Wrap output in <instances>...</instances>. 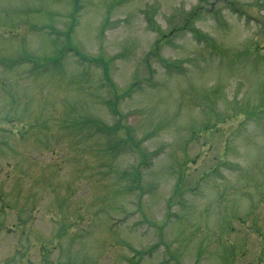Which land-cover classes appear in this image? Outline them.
<instances>
[{
  "label": "rangeland",
  "instance_id": "374dc122",
  "mask_svg": "<svg viewBox=\"0 0 264 264\" xmlns=\"http://www.w3.org/2000/svg\"><path fill=\"white\" fill-rule=\"evenodd\" d=\"M239 1L249 2H239L244 18L224 0H77V13L75 0H0V73L7 69L0 75V188L8 190L0 235L11 246L8 253L0 243V264H36L42 247L49 261L62 253L63 264H176L172 257L264 264V50L249 39L264 46V0ZM213 2L221 24L209 11ZM200 5L195 26L215 42L176 31L160 45L165 61L149 59L159 83L119 100L129 129L117 128L113 139L122 140L110 152L105 135L88 125L116 126L118 117L103 104L108 94L98 88L95 67L87 74V62L74 61L66 48L108 62L122 95L130 80L147 75L142 58L160 37L143 13L167 33L183 23L179 14ZM72 14L79 18L67 35ZM29 55L31 63L11 69L12 59ZM166 62L186 73L169 72ZM204 123L210 129L193 132ZM30 125L40 130L32 126L22 138ZM142 153L148 170L137 197L130 177ZM14 181L18 196L10 191ZM126 212L127 221H143L137 233L107 229L109 214ZM32 231L44 234L40 250Z\"/></svg>",
  "mask_w": 264,
  "mask_h": 264
}]
</instances>
